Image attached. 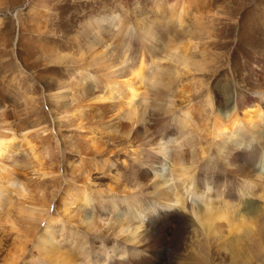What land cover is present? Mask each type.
<instances>
[{
  "label": "rangeland",
  "instance_id": "obj_1",
  "mask_svg": "<svg viewBox=\"0 0 264 264\" xmlns=\"http://www.w3.org/2000/svg\"><path fill=\"white\" fill-rule=\"evenodd\" d=\"M177 10L183 11L182 25L173 21L164 25L163 17ZM114 15L120 16L125 29L156 32L150 37L145 33L130 37L135 48L128 50L121 67L126 70L136 56L142 57L145 77L129 107H120L119 94L106 100L104 88L113 74L120 76L116 65L127 50L121 47L127 38L105 32L93 42L92 26L85 28L89 21ZM113 25L116 29V20ZM263 70L264 0H0V138L1 150L6 151L0 155V184L7 186L4 174L13 177V183L0 193L5 203L0 206V264H39L37 241L52 231V244L81 264L85 263L80 246L130 252L118 243L113 228L128 214L126 195L140 197L143 213L162 203L148 195L147 184L157 178L144 165L154 141L180 137V123L174 119L194 105L196 124L193 120L185 145L176 154V144L167 143L166 159L160 157L162 163H158L169 179L163 188L173 192L177 182L169 177L172 161L188 167L199 156L195 150L199 146L207 149L205 156L213 152L205 138L208 122L203 124L197 111L199 104L209 108L205 99L210 97L219 110L240 93L255 97ZM159 73L163 81L157 87L153 82ZM97 96L105 100L96 101ZM126 109L138 121L130 130L119 125ZM167 118L173 120L169 125L173 129L165 127ZM136 166L149 170L148 180L134 177L132 167ZM220 170L217 184L225 182L229 188L234 180L223 178ZM15 183L23 184L25 191H16ZM111 188L114 192L109 195ZM82 191L88 196L100 193L103 201L113 199L112 205L101 203L105 207L101 218L108 221L104 225L99 219L92 226L85 224L94 206L76 203L75 196ZM191 198H186L187 204ZM212 200L216 207L217 200ZM38 209L41 216L34 217ZM257 229H262L261 235L234 239L240 253L246 251L251 257L249 264H264V246L258 255L253 248L254 242L264 240V220ZM217 230V236L225 237V222H218ZM211 259L214 264L227 262L219 249Z\"/></svg>",
  "mask_w": 264,
  "mask_h": 264
},
{
  "label": "bare ground",
  "instance_id": "obj_2",
  "mask_svg": "<svg viewBox=\"0 0 264 264\" xmlns=\"http://www.w3.org/2000/svg\"><path fill=\"white\" fill-rule=\"evenodd\" d=\"M181 13H183L182 10H177L169 16L165 15L163 17L165 24L162 23L166 25V22L171 21L172 23L173 21L181 26L183 23ZM165 17H167L166 21ZM115 20L116 29L113 25ZM121 21L119 15L103 20L96 18L87 22L85 28L90 29L92 26L93 42H97L105 32L111 33L114 38L117 37V34H119V38H127L124 42L122 41L123 43L121 42V47L127 50L121 53V60L116 65L119 68L117 74H120V76H116V74L109 76L110 78L104 82V88H106L108 94L106 100H111L119 94L122 96L120 100H123L120 107H123V105L129 107L138 95V87H140L138 83L142 82L145 77L142 57L138 58L136 56L130 68L128 67L126 70L121 67L122 64L127 62L128 50L134 47L130 37L138 38L144 33L150 37V35L155 36L156 32L154 29L148 32L129 29L131 27L125 29V27L120 26L122 25ZM133 52L135 53V49ZM171 57L177 60L176 55ZM152 64L154 65L153 61ZM184 66L187 67V65ZM162 76L163 74L159 73L157 80L154 79L155 86L162 85ZM258 77L261 78L262 82L259 90L252 94L256 95L255 97L247 98L240 93L230 105L219 110H216L215 106L212 105L210 97L205 99V103L209 108L199 104L197 111L202 123L205 124L203 121L208 122L205 138H208L209 149L212 148L213 152L212 155L205 156L207 149L199 146L195 149L199 150V156L196 155V160L193 159L188 167H182L185 165L172 161L169 177L177 182L173 186L172 192L163 188L169 179L164 177L158 163H162L160 157L164 158L167 155V143L176 144L174 147L177 150L176 154L185 145L187 136H190L188 130L194 120L192 117L195 110L192 108L194 105L184 109L182 115L174 119L175 123H178V121L180 123V137L169 139L163 143H158V139H156L154 141L155 148L150 150V155L144 163L153 171L154 177L157 178L151 185L147 184L148 195L154 197L158 203L161 201L162 203L158 205L157 209H150L151 211L148 213H143L140 210V197L130 198L129 195H126L127 200L124 202L127 203V209L124 211H127L128 214L124 216V219L118 221V225L113 229L117 234V240L120 241L118 243L129 247L131 253L126 250L125 252L122 248V253L118 254L115 253L114 249L112 250L113 247L102 246V248L93 250L91 246H80L79 253L84 256L82 260L85 264H214L211 255L216 249L222 250L227 261L221 264H249L251 257L246 251L240 253L237 240L242 237L252 239L257 233L261 235L263 232L262 229H257V224L264 220V104L262 103L264 98V70ZM166 80V84L170 85V77ZM97 98L96 101L105 100L99 98V96ZM58 100L56 97L57 102H59ZM126 106L124 107L126 108ZM131 108L132 110H130L133 111L134 106H131ZM130 110L126 109L124 122L120 119L121 122L119 123L124 127L127 126L129 130L133 124L138 123L137 118L134 117L136 114ZM168 113L173 112L168 111ZM172 122L173 120L168 118L165 121L167 130L173 129L169 127ZM2 145L0 138L1 157L6 154V151L1 150ZM167 157L171 160V154H168ZM208 158L210 159L209 162H207ZM140 165L143 166V163L140 162ZM141 166L132 167L133 175L138 181H141V179L146 181L148 180L147 175L150 176L149 170L142 169ZM175 166L180 167L176 169ZM220 168L223 178L230 177L234 180L229 188L225 182L220 183V185L217 184L219 176L216 174ZM254 169L258 173L252 172ZM1 171L5 172L6 170L2 168ZM203 171H210V173H202ZM4 176L7 178L6 187H8L13 183V177H7L6 174ZM18 183H15V188L16 186L19 188H16V191L19 193L25 191L23 184ZM212 184L216 186L211 188ZM6 187L4 184H0V193L5 191ZM219 188L222 189L217 192ZM162 189L164 191H161ZM112 192H114V188L108 190L109 195ZM190 195L192 201L187 204L186 198ZM100 197V193L88 196L83 191L75 196V201L80 206L86 207L92 204L94 206L92 213L86 218L85 224L87 226H92L96 219H99L102 225L106 221V219L101 218L100 212L105 210L101 203L112 205L113 199L103 201ZM213 198L217 200L216 207ZM1 204L4 205L5 203L0 201V206ZM36 212L37 214H34V217L36 215L40 217L41 214H38L40 209ZM111 212L112 210L109 209L110 214ZM220 221L225 222L228 229L225 237L217 236V223ZM51 222H48L46 230L49 229ZM51 233L42 235L40 241H37L35 249L41 259L39 264H81V262H76V257L73 258L70 254L68 257V254H64L61 248L52 244L55 239L49 236ZM235 238L237 240H234ZM254 240L252 241L254 242ZM254 243V252L255 255H258L264 246V240ZM75 244V248H77L78 243ZM100 256L105 258L103 262L98 260ZM10 264H14V262H10Z\"/></svg>",
  "mask_w": 264,
  "mask_h": 264
}]
</instances>
